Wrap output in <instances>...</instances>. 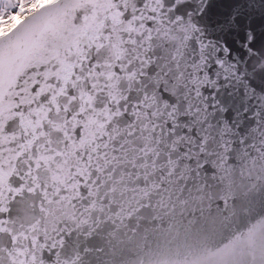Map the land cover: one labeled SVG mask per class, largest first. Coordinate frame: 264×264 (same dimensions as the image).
<instances>
[{
  "label": "snow or ice",
  "instance_id": "obj_1",
  "mask_svg": "<svg viewBox=\"0 0 264 264\" xmlns=\"http://www.w3.org/2000/svg\"><path fill=\"white\" fill-rule=\"evenodd\" d=\"M0 264H264V0H0Z\"/></svg>",
  "mask_w": 264,
  "mask_h": 264
}]
</instances>
